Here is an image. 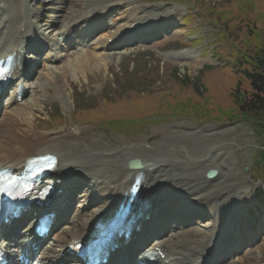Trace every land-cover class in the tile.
<instances>
[{
    "label": "rangeland",
    "instance_id": "obj_1",
    "mask_svg": "<svg viewBox=\"0 0 264 264\" xmlns=\"http://www.w3.org/2000/svg\"><path fill=\"white\" fill-rule=\"evenodd\" d=\"M44 1H39V7L36 6L37 10L46 11L48 6L45 7L47 4ZM228 1L208 0V3L212 6L214 4L220 6V3H227ZM195 4V0H187V5L179 4L177 0H133L128 9L124 5L122 8L124 13L120 14L121 17L116 22L117 26L125 23L130 13L129 8L133 5L140 10L146 11L164 7L172 10L178 9L180 10L178 15L180 21H177V25L173 24L176 25V28H171L172 32L166 33L165 37H161L149 44H141L140 41H137L132 43L131 47L121 48L113 59H107L108 65L106 66L101 65L99 69H96L92 64H87L84 68L77 66L69 70L70 72L61 81L62 84L58 90L49 87L44 94H40L41 103L43 99L44 101L38 105L39 111L34 115L36 120L30 126V132L25 133V138L28 137L29 139L26 140L32 143L34 141L32 136L36 132L42 134L49 130L56 131L60 127L66 126L68 131L58 137L59 141H64L68 138L69 130L73 132L79 131L78 138L81 139L80 149L126 147L132 153L141 148L147 149V147L152 148L154 153H159L160 150L163 152L171 150V152L183 156L187 162L200 161L198 165L203 167L199 170L200 174H203L205 166L214 163L215 166L220 167L222 170L221 179L225 185L222 187L217 182L206 187L205 190L198 191L195 195L190 196L195 197L199 194L211 195L218 190L221 193H226L228 190L226 187L228 186L247 187V192L249 193L245 198L246 200H242L237 209L240 218L237 229H240L241 232L244 229V231L261 235L254 246L244 250L243 254L235 257L231 262L223 264H264V207L261 206L253 194L254 189L257 188L258 194L263 198L264 178L257 181L252 174L256 151L261 148L264 141H259L256 138L250 122L242 120L226 121L225 123H220L217 120L200 122L198 120L200 118L195 112H191L189 115L192 118L190 120L181 116V111L172 110L168 112L172 117L162 118L157 120V122H148L140 127H131L128 133L122 136L120 132H112L102 126H95L81 119L79 121V118L71 116L72 114L74 115L77 105L84 109H98L101 107V100L103 99L107 98L110 101L113 98H115L114 100L123 99V97L126 99L133 96V94L142 97L145 93H153V87L165 90L167 86L175 85L178 89L182 88V97L193 95L192 84L194 82H199L198 87L204 92L207 91L201 99L206 101L208 98L211 105L219 104V109L222 112L228 107L231 108L233 104L228 95L235 88L237 76L234 78V76L230 75L226 67L214 69L215 73H211L214 76L208 75L206 71L203 72L206 65L223 66L221 54L218 55L213 50L221 48L224 44L221 42L225 41V38L222 33L215 35V26L218 27L219 24L216 20L210 19L211 13L202 14L196 10ZM237 5L246 10L249 19L247 27L253 26L252 21H255L259 14L264 18V0L256 2L260 9L254 7L253 0H240ZM56 7V4H51L49 14H54ZM253 7L252 11L249 10ZM191 12H194L195 16L190 23H183L182 20L185 15ZM212 13L217 14L216 17L220 18L222 12L220 11L219 13L213 10ZM64 16H62V19ZM180 23L181 25L178 26ZM256 28L255 31L259 32L264 38V25L259 24ZM54 29L55 31L59 30L60 26L58 25ZM99 33L101 32L98 31L94 35L95 37L89 41V46L96 42L95 38ZM216 39L221 42L216 41ZM180 50H182V53L177 56L173 55ZM224 52L225 55L230 53L227 49H224ZM79 53H81L79 47L70 49L68 56L62 58L61 64L73 63ZM121 54L125 56L121 58ZM43 71L45 72L46 70ZM133 90L134 92H132ZM30 99L31 95L29 94L27 101ZM194 102L198 105L202 104L198 102V99H195ZM168 105L169 103L166 108H170V105ZM203 106L206 108L203 118L208 119L210 116L209 110H207V105L203 104ZM164 110L165 108L161 109L159 114L153 117L166 114L167 112ZM25 116L27 115L25 114ZM55 121L57 122L55 123ZM2 148L3 145L0 143V152ZM207 151L212 153L211 162L209 161L210 155L207 157L208 161H204ZM173 192H176V190ZM190 196L188 198H191ZM173 199L178 202L182 200L179 196H175ZM219 201L221 200L218 199L217 202ZM207 204L209 205L204 200L198 207H204ZM198 210L200 212L199 208ZM205 212L207 214L210 211L207 209ZM250 220L256 223L251 224ZM242 222H245V224L241 225ZM236 235L237 233L234 236ZM197 236L198 239L199 235ZM197 239L193 238L195 241Z\"/></svg>",
    "mask_w": 264,
    "mask_h": 264
},
{
    "label": "bare ground",
    "instance_id": "obj_2",
    "mask_svg": "<svg viewBox=\"0 0 264 264\" xmlns=\"http://www.w3.org/2000/svg\"><path fill=\"white\" fill-rule=\"evenodd\" d=\"M48 1L51 4L57 5L54 9V14L49 15L40 11L38 12L32 4L35 0H14L13 3H10L9 0H0V57L8 53H14L16 59L21 61L25 65V69H27L32 61L36 60L34 55H26L29 49L41 50L45 47L38 38L49 40L50 42L48 46L50 51L44 57V59L48 60V63L45 65L46 71L42 70V74L40 73V77H44L41 79L38 77L31 84L27 83L23 77L20 78L27 87L23 89V93H30L32 95L31 99L23 101L8 115L6 114L7 111H3L6 117L1 120L0 143L3 145V148L0 152V165L3 164L19 171L29 156L50 152L58 155L59 158L58 170L53 172V179L48 180L52 182L56 190L65 186L66 172L78 166L84 168L92 183V187L90 186L89 188H85V186L79 187V191L84 193L81 194L78 202H82L88 195L85 192L91 191L92 188L93 190L95 189V196L100 194L101 196L105 195L110 198V203L105 204V209H97V213L94 215L87 213L76 224L71 223L72 227L70 230L68 227H65V230L62 229L58 235L53 237L54 243L49 248L52 252L50 254L49 252L44 253V259L45 264H55L58 261H62L67 244L75 240H82L92 232L94 221L101 212H106V215L113 213V210L118 205V201L123 198L127 187L134 182L137 173L142 172L143 174L144 182L142 183L140 192L143 201L148 204L157 199H168L164 198L167 194L160 193L161 186H171L172 189L179 187L181 188L180 194L186 191L195 192V190H203L206 186L215 184L222 178V170L218 166H205V172L200 176L198 169L201 167H199L197 162L190 164L183 160L180 155L175 156L168 151L163 152L160 150L159 153H154V150H151L152 148L139 149L132 154L126 148L112 149L102 147L91 148V150L88 148L80 149L81 139L78 138L79 131H69L68 140L66 139L64 142L58 139L62 134L50 133L49 136H43L46 132L42 134L36 132L32 136L34 141L32 143L28 142L26 139L29 138H25V133L30 132V126L36 120L34 115L39 111L38 105L41 104V93L44 94L49 87L58 90L61 87V81L72 68H76L77 66L84 68L87 64H92L94 68L99 69L101 65H108L107 59L114 58L113 56L116 53L113 49L120 47L118 44H120L121 39L127 38L131 33L134 34L142 30H153V26L156 27V25L162 28L165 23L167 24L173 19L176 20L174 17L179 14V11L169 8H155L151 11H146L140 10L137 6L133 5L129 8L130 13L125 24L116 27L114 17L110 16V10L120 5L126 4L129 6L130 3H133V0ZM107 15L110 18V23H107ZM62 16H64L63 19ZM100 24H104V26L110 24L115 28L108 31L107 35L104 34V36L97 37V41L86 48V50H82L75 57L73 63L61 64L62 62H59L60 64H56V61H61L66 56L63 53L66 48L61 47L63 40L68 39L66 41L68 46H70L71 42H73L71 39H74L76 36L75 39H78V42L75 41L72 45H86L88 40L91 39V35L95 34L93 27H97ZM58 25L60 29L54 31V26L58 27ZM74 26H77V29L72 32ZM23 27H26L24 33H22ZM109 40H112V42L109 43ZM177 54L178 52L174 55L177 56ZM17 74L18 69L13 70V76H17ZM18 87L19 83L14 88L11 100L16 99ZM162 148L164 149L163 146ZM209 154V151H207L204 157H207ZM90 157L91 159L89 160ZM137 158L142 164L140 169H130L127 167L130 160ZM209 169L217 170L216 175L207 177L206 173ZM221 184L225 185L224 183ZM111 185H113V188H111ZM229 188L234 190H230ZM227 189L230 191L223 201L226 202L223 206V212L220 213L218 205L211 204L212 213L208 215L207 221H205L207 224H203V228L196 226L191 229H185L184 232L181 231L184 234L186 233L187 237L185 238H176L179 237L178 234H175L174 230H170L168 232L170 237L163 238V240H159L153 244L152 248L160 251L164 248L165 253L164 260L157 259L154 261L155 264H208L211 254L218 250L217 242L223 236L222 233L227 229H230L234 233L237 227V223L234 222L238 220H236L237 214L234 213L233 209L237 204H240V198L243 197L242 194L245 191H241L242 187L233 188L228 186ZM222 195L223 193L218 190L217 193L203 198L197 196L195 200L193 199L194 202H186L185 207L194 211L195 203H200L210 197H215L217 200ZM65 197L66 195H63L62 199ZM59 198H61L60 195L57 199ZM155 204L151 205V209L157 207ZM103 207L101 206L100 208ZM148 212L150 210L145 211V213ZM232 213L234 214L231 215ZM76 215L71 217L72 221H75ZM91 216L93 220L91 221L90 219L87 222V218ZM150 225L153 226L155 223L152 222ZM180 229L183 230L182 228ZM192 232L195 235L202 236L194 241L189 235ZM135 235L138 236L137 233ZM15 243L21 244L18 240ZM172 248H177L173 254L170 253ZM196 249L198 251H195ZM131 250L130 245L125 246L122 248L121 253L123 256L129 255ZM7 252L13 257L16 256L18 249H7ZM120 264H123V261Z\"/></svg>",
    "mask_w": 264,
    "mask_h": 264
},
{
    "label": "trees",
    "instance_id": "obj_3",
    "mask_svg": "<svg viewBox=\"0 0 264 264\" xmlns=\"http://www.w3.org/2000/svg\"><path fill=\"white\" fill-rule=\"evenodd\" d=\"M249 29L253 30L250 26ZM242 33H237L233 36L239 37ZM247 33L250 35L249 32ZM244 37L242 40H244ZM257 46L255 51H251L247 48L244 53L238 55L237 66L240 69L238 73H242L244 79L237 81L235 88L229 93V97L233 100L234 105L232 108H226L227 111L225 114L228 116V119H237L240 117L241 119L251 121L256 135L259 138H264V38L260 40V44ZM192 88L195 92L199 90L197 84ZM181 90L182 88H180V91ZM184 99L185 101L182 102L183 106H179V108L184 107L185 110H187V108L188 110L193 109L196 113H200L201 116L204 115L206 110L194 105V93L193 95H187ZM142 105L143 102H137L135 103L132 113L116 116L114 118L115 124H122V118H126V116L128 119L133 115H136L135 117L137 118H141V116H143L140 113L141 111L146 113L152 110L150 106L141 109ZM209 106H211V102H209L207 107ZM258 164L260 165V169L262 167L264 168V149L259 152Z\"/></svg>",
    "mask_w": 264,
    "mask_h": 264
}]
</instances>
